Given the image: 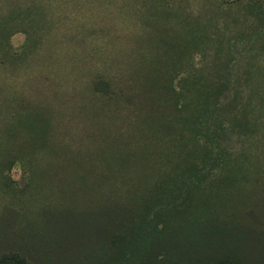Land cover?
<instances>
[{
    "label": "rangeland",
    "instance_id": "374dc122",
    "mask_svg": "<svg viewBox=\"0 0 264 264\" xmlns=\"http://www.w3.org/2000/svg\"><path fill=\"white\" fill-rule=\"evenodd\" d=\"M263 1L0 0V256L59 264L46 217L55 229L62 152L87 156L105 135L169 133L164 123L190 133L182 119L195 111H178L198 105L197 86L221 89L220 146L264 167V130L236 128L264 90V22L251 9ZM192 25L201 37L190 43ZM154 79L177 93L152 100ZM248 191L235 211L256 213L264 231V194Z\"/></svg>",
    "mask_w": 264,
    "mask_h": 264
},
{
    "label": "trees",
    "instance_id": "16d2710c",
    "mask_svg": "<svg viewBox=\"0 0 264 264\" xmlns=\"http://www.w3.org/2000/svg\"><path fill=\"white\" fill-rule=\"evenodd\" d=\"M251 9L264 22V1ZM200 30L190 27V43ZM96 83L97 94H108L107 80ZM152 86V100L177 93L155 79ZM194 90L198 105L178 111H195L182 119L190 133H171L164 123L169 133L105 135L94 139L97 150L87 156L62 152L68 165L58 174L62 205L55 229L46 217V237L54 244L47 253L62 257L59 264H264L259 216L235 211L249 188L264 194V167L220 146L225 127L212 100L221 89ZM251 98L236 128L260 133L264 90ZM0 264L42 263L12 252L0 256Z\"/></svg>",
    "mask_w": 264,
    "mask_h": 264
}]
</instances>
